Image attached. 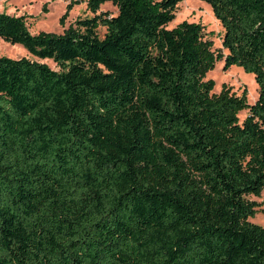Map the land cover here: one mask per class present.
Listing matches in <instances>:
<instances>
[{
    "label": "trees",
    "instance_id": "trees-1",
    "mask_svg": "<svg viewBox=\"0 0 264 264\" xmlns=\"http://www.w3.org/2000/svg\"><path fill=\"white\" fill-rule=\"evenodd\" d=\"M61 1L94 16L31 34L0 13L35 59L0 57V264H264V0H200L224 56L200 24L167 29L183 0ZM218 61L254 104L212 93Z\"/></svg>",
    "mask_w": 264,
    "mask_h": 264
},
{
    "label": "rangeland",
    "instance_id": "rangeland-1",
    "mask_svg": "<svg viewBox=\"0 0 264 264\" xmlns=\"http://www.w3.org/2000/svg\"><path fill=\"white\" fill-rule=\"evenodd\" d=\"M68 2L61 0H0V13L14 16H25L29 31L31 34L40 32L61 34L77 19L91 18L94 15L86 10L84 2L74 5L70 11L67 10ZM99 13H107L110 17L116 15L117 10L111 4L106 3L100 7ZM189 22L200 24L203 27V39L211 43V51L214 55H226L227 52L222 50L221 39L223 29L214 18L210 7L200 0H183L177 7L175 20L167 26V29L176 27L181 22ZM106 29L98 27L97 34L103 38ZM0 57L9 59H20L30 57L26 51L17 45H12L0 39ZM48 64L52 69L55 65L50 61H42ZM214 82L213 94H218L222 86L228 87L237 96L243 91L247 93V101L254 104L258 97V89L252 75L244 73L241 68L232 67L228 71L223 70V62H216L214 69L206 74L205 81ZM247 112L239 114V122L242 123ZM252 200L259 204L257 213L250 222L264 228V189L259 196H249Z\"/></svg>",
    "mask_w": 264,
    "mask_h": 264
}]
</instances>
